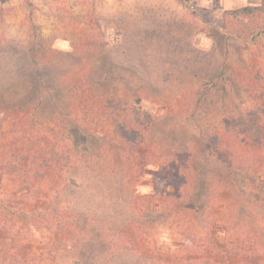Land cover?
I'll return each instance as SVG.
<instances>
[{"label":"rangeland","instance_id":"obj_1","mask_svg":"<svg viewBox=\"0 0 264 264\" xmlns=\"http://www.w3.org/2000/svg\"><path fill=\"white\" fill-rule=\"evenodd\" d=\"M188 4L0 0V209L11 211L13 194L27 215L54 209L59 222L19 238L0 229V253L18 251L23 264H177L190 245L178 218L199 232L206 214L215 246L246 228L264 246V0ZM123 113L147 125L151 151L138 161L122 158L113 133ZM239 116L253 129L232 140ZM222 140L248 152L239 170ZM149 152L190 158L218 197L211 214L198 210L204 198L165 209L174 188L154 197ZM121 233L140 254L117 247Z\"/></svg>","mask_w":264,"mask_h":264},{"label":"trees","instance_id":"obj_2","mask_svg":"<svg viewBox=\"0 0 264 264\" xmlns=\"http://www.w3.org/2000/svg\"><path fill=\"white\" fill-rule=\"evenodd\" d=\"M178 4L189 8V0H175ZM256 11L249 8H242L240 13H255ZM232 13L225 12V16H229ZM247 17V16H245ZM230 26H233L232 22L228 23ZM237 25V24H236ZM260 34L264 35V29L260 30ZM116 99L118 105H124L116 97L111 98ZM110 99V100H111ZM114 103V102H113ZM122 107V106H121ZM122 111V110H121ZM125 111V108H124ZM117 118L112 119L111 126L113 129L114 136L119 140V144L122 150V158L125 160L138 161L142 156V150L149 148V134L147 130L146 122L143 119H140L138 114H119ZM233 124L232 129V140H236L238 135L233 136L234 129L242 130L241 127H244L245 130L253 129L247 128L246 123L249 124L252 120L239 116L234 120H230ZM242 130V131H245ZM252 131L248 133V136L253 137ZM244 138L243 140H245ZM232 142V141H231ZM221 151L225 152L227 156L231 157L232 160H235L234 170H239L238 167L241 166V161H245V156H248V152L245 150L244 146L241 144V141L237 144L234 142L227 143L222 140ZM151 151V150H150ZM159 151V150H157ZM148 153V152H147ZM146 153V154H147ZM157 153V154H155ZM149 152L148 158L151 165H156L158 168L157 180L154 181L156 187V193L154 197H158L163 193V190L166 189L168 185H172L174 188V195H165L164 207L165 209L177 208L182 203H190L195 205L199 200L202 202L201 206L198 207V210H201V214L204 212L203 209L208 207V211L211 214V209L213 203L217 201L218 197L214 193H209L208 189L203 187V182L200 179H196L195 171L191 165L190 158L179 157L175 160H172L168 156L161 158L158 155V152ZM13 167L17 169L18 172L25 171L26 167L18 162H14ZM3 168L0 164V171ZM20 180V179H18ZM165 192V190H164ZM13 195V194H12ZM11 195V196H12ZM8 196L6 204L3 207H13L11 211H3L0 209V229L9 230L15 228L13 235L19 238L18 234L24 233V229L30 226L41 227H50L59 224L54 209L43 211V212H33L29 215L25 213L22 206L17 204L14 195L11 197ZM207 202V204H206ZM142 208L145 209L149 206V202H141ZM148 205V206H146ZM2 207V208H3ZM1 208V206H0ZM208 214L203 217V226L198 232L195 230L193 225L189 220L184 221L183 218L188 219L186 216L183 218H178V223L176 227L179 229L178 233L184 238L190 241V245L186 248L185 253L187 258H184L177 264H227L233 258H237L240 261L232 264H264V246L258 244L257 239L251 233V229L246 228L239 233H233L226 235L225 244L223 246H215L210 241V225L211 222L208 219ZM59 226V225H58ZM11 228V229H10ZM27 230V229H26ZM114 243L117 247L122 250L129 252H134L140 254V249L137 244L128 236V234L121 233L117 238H114ZM17 258L8 253H0V264H23L22 259L20 258L19 252L16 251ZM213 256H220L224 259V262H215L212 259ZM173 264V263H167ZM231 264V263H230Z\"/></svg>","mask_w":264,"mask_h":264}]
</instances>
